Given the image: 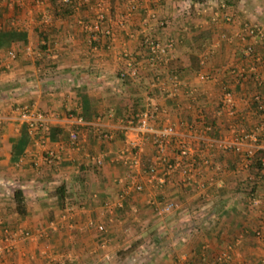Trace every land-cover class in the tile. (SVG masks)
Here are the masks:
<instances>
[{
    "label": "crops",
    "instance_id": "1",
    "mask_svg": "<svg viewBox=\"0 0 264 264\" xmlns=\"http://www.w3.org/2000/svg\"><path fill=\"white\" fill-rule=\"evenodd\" d=\"M82 1L75 11L82 20L94 18L98 1L106 13L94 40L75 15H53L46 1L37 6L32 0H0V26L25 29V39L0 46V238L2 226L32 233L29 239H17L0 264H172L175 258L214 264L227 245L231 258L225 264L257 263L264 253V239L254 237L256 229H264V172L253 161L244 166L235 154L216 150L222 186L210 188L207 197L179 185L177 174L160 190L144 185L137 194L129 186L131 156L119 125L148 109L154 127L172 124L185 130L202 116L213 137L229 138L234 121L242 118L250 131L259 133L264 126L263 42L244 41L253 48V54L244 55L234 36L243 23L264 28V0H215L205 6L207 0L205 11L195 5L191 16L183 12L187 0ZM151 11L166 20L164 27L149 19ZM223 11L229 23L223 22ZM104 28L110 29L109 36ZM222 28L227 36H221ZM205 30L206 38L198 35ZM168 37L175 43L166 56L182 60L180 71L155 60L144 41L163 44ZM9 48L16 52L14 59L5 55ZM204 52L208 56L201 63ZM190 53L198 58L197 69L189 63ZM126 59L137 66L136 77L127 73ZM120 71L125 72L122 78ZM200 73L209 78L199 79ZM223 90L230 92L225 101ZM25 104L57 114L47 133L49 146L63 145L54 167L41 164L33 133L17 120ZM77 116L81 124L71 123ZM96 126L112 138H98ZM69 131L78 136L77 150L67 145ZM138 150L146 165L154 162L149 138ZM97 155L103 157L101 165L94 162ZM249 194L258 195L260 204L249 203ZM153 196L172 200L178 208L158 219L146 208ZM16 198L22 213L15 209ZM186 202L203 208L200 218L182 216L189 209L183 207ZM88 221L102 223L104 232L87 226ZM38 230L47 237H34Z\"/></svg>",
    "mask_w": 264,
    "mask_h": 264
},
{
    "label": "built area",
    "instance_id": "2",
    "mask_svg": "<svg viewBox=\"0 0 264 264\" xmlns=\"http://www.w3.org/2000/svg\"><path fill=\"white\" fill-rule=\"evenodd\" d=\"M32 2L37 6H42L45 0H32ZM135 5L136 3L129 4L128 8H135ZM204 5H202L203 8L201 11H205ZM188 8V5H184V14H188ZM105 14L103 4L98 1L96 3L94 18L90 22H86L81 18H75V22L81 25L82 29L88 33L89 39L94 40L98 37V32L100 31V26L105 18ZM125 16L126 13L121 14V17L118 20L119 25H122ZM148 17L161 27L166 25V20L158 19L153 11L148 13ZM225 19L229 20L230 17L226 16ZM104 34L109 36L110 29L104 28ZM221 36L223 37L224 35L221 34ZM236 36L243 45V47H241V52L244 55L253 54L252 46L244 42L250 38L258 39L263 42L262 50L264 51V28L259 27L256 24L243 23L239 27ZM144 41L147 45L148 52L154 57V59L159 60V62H162L165 65V62L169 59L166 54L173 48L175 43L174 38H166L163 44L154 42L151 39L148 40L147 38ZM5 55L8 59H14L16 57V52L14 49L9 48L6 50ZM207 56L208 52L200 54V62L203 63ZM124 64L127 73L132 77H136L138 68L133 60L126 59ZM124 73V71H120L119 77L122 78ZM198 78L206 80L209 77L206 74L200 73L198 74ZM229 97L230 92L223 90L221 100L225 101ZM56 118L57 114L53 111H40L32 105L27 104L22 105L17 111V120L23 123L27 129L33 133L34 146L41 151V164L46 168L55 166V162L59 157L58 150L63 148V145L61 144L51 147L47 142L49 124ZM151 118V112L148 109H144L140 111L135 118L128 117L121 121L122 123L119 125V130L122 133H125L127 137V148L125 150L130 153L131 156L128 162V168L130 170L127 173V177L130 181L129 186L132 187L133 191H143L144 185H151V187L160 190L169 178L170 171L172 169H178L181 172L180 177L183 182L180 184L181 186L188 185L192 188L195 194H198V196L207 197L210 188L219 189L222 186V178L217 177L216 173L222 172L223 167L214 156L216 150L230 151L241 159V163L244 166L249 165L256 156L258 157L259 169L264 172V126L259 133H256L245 129L242 126V118H237L238 120L236 121V124L238 125H236L233 135L230 139H224L213 137L210 134L212 127L202 116L196 117L194 123L187 124L185 130H177L172 124L154 127L149 124ZM2 120L3 117L0 116V123ZM82 121L83 120L80 116L71 118V123L81 124ZM95 131L98 134V138L101 140L112 138L110 132L102 130L99 126L95 127ZM148 138L154 146V162L148 164L146 168L141 169L136 154L139 147L143 145V141ZM190 141L196 142L197 147L195 149H191L192 147L189 145ZM173 142V148H170L171 143ZM67 145L70 149H79L80 142L76 132H68ZM168 156L170 157L168 158ZM195 156L199 157V162H197V164H195L196 161L193 159ZM114 160H118V158L115 157ZM94 162L97 165H101L103 163V157L101 155L95 156ZM137 174L139 176L141 175V178L143 179L138 180ZM202 176H205V179H202ZM123 200L124 192H121L119 194V199L115 203V207H122ZM260 202L258 195L249 194V203L255 206L260 204ZM148 205L150 206L153 215L158 219L165 215H170L178 208V204L174 201L159 200L157 196L150 198ZM137 211L138 206L134 205L131 207L132 213L135 214ZM202 213L203 208L199 205H195L189 207L187 210L185 209V212L183 211L182 215H201ZM63 216L65 217V215ZM87 226L93 227L97 232H104L105 230L102 223L88 221ZM56 228L57 225H54L53 229ZM31 235L32 233H30L29 230L23 228L11 230L7 226H2L0 259L11 254L17 239L26 240L31 238ZM34 237L46 238L47 234L38 230L36 234H34ZM254 237L257 239H264L263 229H256ZM104 245V242H101V246L103 247ZM226 248L225 251L217 254L214 264H225L229 262L231 257L228 249L231 248V245H227ZM104 258H106V255ZM174 264L187 263L175 262ZM259 264H264V260H261Z\"/></svg>",
    "mask_w": 264,
    "mask_h": 264
},
{
    "label": "trees",
    "instance_id": "3",
    "mask_svg": "<svg viewBox=\"0 0 264 264\" xmlns=\"http://www.w3.org/2000/svg\"><path fill=\"white\" fill-rule=\"evenodd\" d=\"M45 1L50 6L53 15L62 17L64 15H72L73 14V15H75V18H81L80 15L75 14V11L78 10L81 7V5H83L82 0H67V1L45 0ZM206 1L207 0H187V2L189 3V9H188L187 16L195 15L194 6L195 5H198V6L204 5ZM220 1L225 2V4H228L230 2V0H220ZM18 28L19 27H16V26H14V27L13 26L4 27L3 25L0 26V46H2L4 44V42H8L10 40H14V39L23 40V39H25V29H22V28L18 29ZM198 33H199L198 35L203 36L204 38H206L208 36L207 30L199 31ZM188 59H189L190 65L195 66V69H197L198 68V66H197L198 58L196 57V55L194 53H190V54H188ZM182 67H183V62L180 58H177V57L170 58L165 62V68L172 70V71L173 70L174 71H180L182 69ZM134 104H135V102H134ZM133 118H135V117H133ZM206 122L208 124H210L208 121H206ZM222 152L223 153H231L228 150H222ZM257 158L258 157H256V156L253 158V163H255V165L259 168V162H258ZM193 159L196 161L195 164H197V162H199L198 156H195ZM15 209L18 213H22L23 208L21 207L19 199H17V198H16Z\"/></svg>",
    "mask_w": 264,
    "mask_h": 264
},
{
    "label": "rangeland",
    "instance_id": "4",
    "mask_svg": "<svg viewBox=\"0 0 264 264\" xmlns=\"http://www.w3.org/2000/svg\"><path fill=\"white\" fill-rule=\"evenodd\" d=\"M208 4H210V5L215 4V0H208L206 5H208ZM228 4H229V3H228ZM225 13H226L225 11L222 12V14H223V15H222V17H223V22H228V23H229L230 19H229V21L225 19L226 16H228V15H226ZM217 15H218V13H217ZM237 28H238V27H237ZM223 30H224V28H222V31H223ZM222 31L220 32V34H223L224 36H227L226 33H224L225 31H223V32H222ZM235 31H236V30H235ZM238 31H239V30H238ZM232 33H233V31H232L231 33H229V34L232 35ZM229 34H228V35H229ZM234 37H237V36L235 35ZM241 47H243V45H241ZM221 94H222V92H221ZM236 120H238V119H236ZM236 120H235L234 123H233V125H234V131H235L236 125H238V124H236V123H237ZM242 126H243L245 129L249 130L248 127H246V126L244 125L243 121H242ZM232 135H233V134H232ZM222 138H223V137H222ZM224 139H228V138L225 137ZM229 139H230V137H229ZM173 145H174V142L171 143L170 148H171V147L173 148ZM189 145L192 147L191 149H195V148L197 147L196 142H193V141H190ZM139 154H140V150H138V151H137V154H136V155H137V158H138L139 166H140L141 168H146V166H147L146 163H145V160H146V159H144V161H143V159H142L141 157H139ZM140 155H141V154H140ZM142 157H143V156H142ZM168 157H170V156H168ZM141 162H142V163H141ZM221 166H222V165H221ZM222 167H223V166H222ZM180 173H181L180 170H178V169H172V170L170 171L169 178H171V175H174V176H175L176 174H177V175H180ZM141 174H142V173H141ZM190 174H191V173H190ZM216 174H217V177L221 178L220 175H218L219 173H216ZM137 176H138L137 179H138V180H141V177H142V176H141V175L139 176L138 174H137ZM180 176H181V175H180ZM169 178H168V179H169ZM168 179H167V180H168ZM176 182H179V185H180L181 183H183L182 180H181V177H179V178L176 177ZM177 184H178V183H177ZM153 189H157V188H153ZM157 190H158V189H157ZM135 193L138 194V193H140V192H135ZM194 194H195V193H194ZM158 199H159V200H163V198H160V197H159ZM186 204L189 205V206H186ZM186 204L183 205V207H192V206H195L197 203H193V204H191L190 202H186ZM146 208H147V210H150V211H151L150 207H146ZM137 212H138V211H137ZM137 212H136L134 215H136ZM151 214H153L152 211H151ZM182 216H184V215H182ZM188 216H190V217H191V216H196L194 219H196V218H200L199 215H187V217H188ZM263 231H264V229H263ZM161 232H162V231H161ZM162 237H164V236H162ZM258 240H259V239H258ZM102 242H104V244H105V241H102ZM161 255H163V253H162ZM162 260H163V259H162ZM177 260H178V257H177ZM261 260H264V253H263V256L260 257L259 261H258L257 263H255V264H259ZM175 262H178V261H176V258L173 259L171 263L174 264ZM186 263H187V264H190V262H188V261H186ZM61 264H62V263H61Z\"/></svg>",
    "mask_w": 264,
    "mask_h": 264
}]
</instances>
